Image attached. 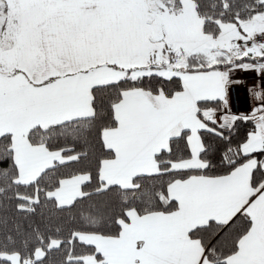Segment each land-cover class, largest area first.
Returning <instances> with one entry per match:
<instances>
[{"label": "snow or ice", "instance_id": "snow-or-ice-1", "mask_svg": "<svg viewBox=\"0 0 264 264\" xmlns=\"http://www.w3.org/2000/svg\"><path fill=\"white\" fill-rule=\"evenodd\" d=\"M0 264H264V0H0Z\"/></svg>", "mask_w": 264, "mask_h": 264}, {"label": "built area", "instance_id": "built-area-1", "mask_svg": "<svg viewBox=\"0 0 264 264\" xmlns=\"http://www.w3.org/2000/svg\"><path fill=\"white\" fill-rule=\"evenodd\" d=\"M235 91L234 95V104L237 106H240L243 102V98L245 96L244 89L243 88H238Z\"/></svg>", "mask_w": 264, "mask_h": 264}]
</instances>
